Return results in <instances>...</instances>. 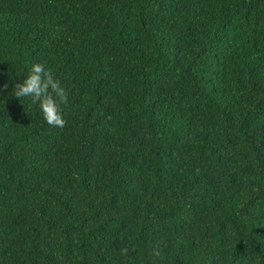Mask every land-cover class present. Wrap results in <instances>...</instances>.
I'll list each match as a JSON object with an SVG mask.
<instances>
[{"label":"trees","instance_id":"1","mask_svg":"<svg viewBox=\"0 0 264 264\" xmlns=\"http://www.w3.org/2000/svg\"><path fill=\"white\" fill-rule=\"evenodd\" d=\"M0 264H264V0H0Z\"/></svg>","mask_w":264,"mask_h":264},{"label":"clouds","instance_id":"2","mask_svg":"<svg viewBox=\"0 0 264 264\" xmlns=\"http://www.w3.org/2000/svg\"><path fill=\"white\" fill-rule=\"evenodd\" d=\"M2 87L7 89L8 84ZM11 95L16 98H27L29 107L36 105L42 118L50 126H64L62 104L66 102L67 91L61 81L54 78L51 70L44 64L32 63L22 81L12 85Z\"/></svg>","mask_w":264,"mask_h":264}]
</instances>
